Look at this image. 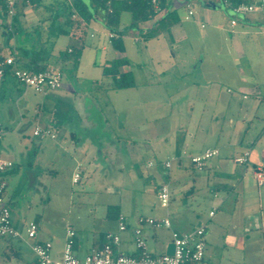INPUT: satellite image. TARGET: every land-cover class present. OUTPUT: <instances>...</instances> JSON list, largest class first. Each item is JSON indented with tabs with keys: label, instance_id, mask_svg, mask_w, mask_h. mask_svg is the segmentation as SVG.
I'll use <instances>...</instances> for the list:
<instances>
[{
	"label": "rangeland",
	"instance_id": "1",
	"mask_svg": "<svg viewBox=\"0 0 264 264\" xmlns=\"http://www.w3.org/2000/svg\"><path fill=\"white\" fill-rule=\"evenodd\" d=\"M59 1L61 5L56 10L63 15L67 0ZM181 1L177 5L181 8L180 28L185 32L184 38L166 31L145 40L140 30L122 29L127 51L125 57L131 62L132 71L135 63L141 65V71H134L140 85L133 90L114 91L110 80L94 84L76 78L66 69L60 70L62 87L47 91L48 95L25 88L11 78L3 88L0 87V124L4 131L0 155L14 164L2 174L7 185L4 198L11 221L20 230H24L29 222H38L41 235L52 240L54 252L62 243L52 237L61 239L68 225L81 227L83 234L90 235L92 228L98 227V219L109 211L108 206L135 207L144 215L148 213L143 211L160 212L162 208L156 191L163 184L170 189L168 210L173 212L172 205L176 203L183 207L179 195L184 191L183 187L189 181L216 172V161L233 165L237 172L244 173L247 169L252 180L251 165L235 164L234 159L254 149L261 156L264 104L261 97L253 95L243 99L236 86L240 81L249 87V84L260 86L264 82V36L241 35L239 40L243 51L240 53L233 44L230 13L221 10L220 0H216V7H208L221 15L219 36L210 35L211 23L201 19L199 1L191 3L194 16L188 20L187 9ZM89 11L94 13V9ZM49 13L43 12V17ZM127 17L123 16L122 22L125 23ZM3 32L0 27V37ZM22 32L19 29L18 38L24 35ZM36 33L30 29L28 36L33 37ZM92 34L94 38H90ZM98 37V33L90 30L86 34L82 56L85 66H91L95 60L99 64L105 55L108 59L116 55L111 47L107 54L101 47L92 46ZM60 38L68 40L64 36ZM54 60L50 59L51 66H57ZM18 91H23L27 106L20 100ZM59 93L67 98L54 101L52 95ZM73 97L80 100L79 106L88 111L94 124L93 132L86 134V149H82L85 141L78 147L69 136L64 138L65 134L59 128L53 129L55 141L34 137L36 124L44 128L53 116L49 106L58 105L62 113L59 117L63 121L67 117L63 111L73 108ZM41 105L43 109L39 112ZM99 142L107 149L110 163L107 167L98 158ZM211 148L218 149L219 155L209 160L207 169L196 171L190 157ZM167 162H172L170 169L164 168ZM180 162L187 166H180ZM77 167L81 178L75 184L73 172ZM177 175H182L183 181L181 178L177 181ZM252 185L256 191L251 199L234 198L233 246L220 244L214 248L215 261L209 264H248L246 248L242 250L237 246V239L247 236L245 228H250L246 221L248 214L262 216L264 221V210L262 214L260 209V206L264 208L263 196H258L256 183L252 182ZM208 190H212V186ZM240 192L236 191V194ZM192 198L193 212L183 213L184 226L190 229L204 226L209 233L212 198L205 199L202 195ZM246 200L252 202L251 206H246ZM247 209H250L249 213ZM220 218L226 220L222 213L214 220ZM225 224L228 230L229 223ZM216 231L214 229L213 239L221 241L222 234ZM258 235L264 236V227ZM17 241L0 238V264H26V258L33 259L23 242ZM12 245L28 256H22L15 263L8 262L18 258L10 249ZM258 250L261 253L251 264H264V241Z\"/></svg>",
	"mask_w": 264,
	"mask_h": 264
},
{
	"label": "crops",
	"instance_id": "2",
	"mask_svg": "<svg viewBox=\"0 0 264 264\" xmlns=\"http://www.w3.org/2000/svg\"><path fill=\"white\" fill-rule=\"evenodd\" d=\"M195 1H199V6H201L200 9L201 19H207L211 23L209 24V27H211L210 35L219 36L221 31V25H220L221 15H219L218 13L219 11L213 12L211 11L210 8L208 9V7L211 8L216 7L218 2L216 0H184L185 4L188 3L189 5H191V3ZM220 1L222 2L221 10L230 13V20L232 19V17H236L232 13V11L224 5L223 1L222 0ZM261 1L262 0H251L249 4H257ZM76 3L80 4L82 7L88 10L90 15L92 16L90 20H85L81 17L77 9ZM86 3L84 0H67V4L65 5L66 12L63 15H59V12L56 10L60 8L61 5V1L59 0H40L36 4L31 3L29 0H21L16 5L15 14L13 17H9L3 5L0 4V27L4 29L3 35L2 37H0V59L13 56L15 58L16 65L19 68H23V69H28L33 62H35L37 66L45 68L46 70L66 69L69 70L72 74H75L76 78L87 79L94 84H99V83L104 84L105 79L111 81L110 77H106L103 75V69L109 68L111 62L113 61H121L122 66L119 68V72L131 73V75L134 78L135 86L132 88L121 89V90H114L113 88L112 89L114 91H119V92L133 90L134 88L140 85L138 84L137 76L134 73V71L136 70L138 72L141 71L139 69L141 65L140 63H135L134 64L135 70L132 71L133 68H131L132 66L131 62L129 59L125 57L127 51L125 46L126 45L125 39L123 38L124 32L122 31V29L124 30L128 29L131 32L140 30L142 31V35H144L145 33H147L149 29H152L155 23V19L141 23L138 27V30L133 31L132 29L128 28L130 23L129 14L123 13L121 15L120 25L116 28V31L111 32V30L105 26V23L102 19V14L97 12L93 1L86 0ZM172 8L178 10V15L180 17V20L177 24L172 26L168 32L171 35L177 34L180 35L182 38H184L185 32L180 28L182 18L179 9L181 8L176 3H173ZM90 9L91 10L94 9V13L90 12L89 11ZM45 11L50 13L48 15L46 14L43 17V12ZM125 15L128 16L127 17L128 20H126L124 23L122 22V20H123V16ZM236 18H237L236 26L232 27L230 25L231 34L233 35V44L236 45L235 47L237 48L238 52L242 53L243 50L240 44L239 37L241 35H246L247 37H250L252 35L254 36V34L264 36V18L257 14L250 15L247 17H236ZM15 24L16 27H14ZM40 26H42V28H40ZM38 28L40 29L37 30ZM143 28H146L144 29L145 31H143ZM19 29L23 31L22 33L24 35L18 38L17 32L19 31ZM30 29H33L34 31L37 32L35 35H33V37L28 36ZM89 30L98 33L99 36L98 41L93 42L92 46L101 47L102 51L105 53H107L109 47H111L116 53L117 57L115 55L111 59H108L107 58L108 55L107 56L105 55L103 56L99 64L95 60L91 66L83 65L82 56L85 52V38ZM110 33L119 35V39L109 40L108 36ZM60 36L67 37L68 40L62 39L60 38ZM90 38H94L93 34L90 35ZM114 40H118L120 42V47L122 49L121 51L113 47L112 41ZM262 42L264 44V39ZM70 50L73 52L78 50L80 51L78 66L74 71H73L71 58L61 56L62 52H66L69 54L72 53L69 52ZM40 52H42V54L40 56H37V54H39ZM51 58L55 59L54 64L57 66H51L49 64ZM262 58L264 59V56ZM10 78L12 79L11 76H8L6 80L0 79V87L3 88L5 84H7L8 80H10ZM249 85L250 87L248 86V84H244V82L240 81V84L236 86V89L238 93L241 94L243 99L244 97L253 95L258 98L261 97L262 102L264 104V82H262L260 86L253 83ZM228 92H230V90H228ZM19 93H20L19 96L20 100H23V103L27 106L28 102L24 100V96L22 94L23 91ZM44 94L48 95L47 92H44ZM52 96L54 98L53 99L54 101L57 100L60 101L61 99L67 98V95L60 93L53 94ZM77 99H78L77 97L72 98V102H71L72 103L71 107H73L72 109L69 110L68 108L65 111H63V114L64 115L66 114L67 116L63 121L62 118L59 117L60 115H62V113L58 109V105L56 103L55 104L53 103L52 106H49L53 110L52 112L53 116H51L49 120V124L46 127L50 128L52 132L54 131L53 130L54 128L55 129L59 128L60 131L63 130L65 134L64 138H66V136H69L71 141L74 142L76 146L78 145V147L81 146L82 141H85L83 142L84 144L82 145V149L85 150L87 147L86 134L88 133L91 134V132H93L94 124L90 120V114L87 113L88 111L85 108L79 106L80 100ZM42 109L43 108L41 105L39 112H41ZM82 109L83 111H81ZM38 118H40V116ZM37 126L40 127V124L37 123L35 128ZM54 135L56 137V134ZM84 135L85 137L82 138ZM49 139L54 141L56 140V138L55 139L49 138ZM262 142L263 143H262L261 156H259L257 149H254L249 152H244V154L249 153L248 162L244 165L246 167L248 166L247 165L248 163L251 165L252 167L251 176L253 181L249 178L247 174V169L245 170L244 173L237 172V170L233 168V165L230 166L225 162L220 163V161H216L215 162L216 172H213L212 174L208 173L205 176L199 177L197 180L196 179L192 180V182L189 181L188 182L189 184H187L186 187H183L184 191L181 194L179 193L183 207H181L179 203L176 204L172 203L173 204L172 206L175 209L173 212L172 210H168L160 206V208H162L160 212L159 211L154 212L153 210L143 211L145 213H148V215H144V214H139L138 210H136L135 207H133L132 209L131 208L126 209L121 207L112 210L110 214L108 212L103 214L98 219V227L92 228L90 235L83 234L81 231V227L72 228V226L70 225L66 226V231L68 229H71L76 233V237L74 239L75 254L78 255L79 257H84L85 255L100 249L104 243L105 235L107 233H114V234H119L121 238L119 245L116 247L117 251L127 255H135L136 248L134 244L133 230L137 227V219L141 216L154 217V218H169L172 223V229L179 232H187L193 230L184 226L185 218L183 216V213L193 212L192 211L193 204L190 202L191 201L190 199L194 196L202 195L203 198L205 199L212 198L211 205L209 208V213L212 210H216V212L213 217L209 216V220L211 221V230L208 233V229L206 228L205 257L203 261L200 263H204V262H207L208 264L212 263L213 261H215L214 252H213L214 248L219 247L220 244L221 246H227V245L233 246V205H235L234 198L238 196L239 197L242 196L241 198H243V200L247 198L251 199L252 193L256 191L252 185L253 182V184L256 183L257 185L258 196L260 197L262 195L264 201V132L262 134ZM98 147H99L97 151L98 158L102 160V164L104 165V167H107L110 163L108 164V160H107L108 153L106 146H103L99 142ZM88 153L89 152L85 154V158L88 157ZM242 156L235 157L234 163L237 164L235 160ZM180 166L186 167L187 165H184L183 162H180ZM207 168L208 165L206 166L205 169ZM258 171L262 172L263 175L262 185H259L257 182L256 174ZM78 172H79V168L77 167L74 169L73 176ZM95 173H97V171H95L94 174ZM0 178L3 179L2 174H0ZM176 178L177 181H179L180 178L181 179L183 178V176L177 175ZM184 182H186V180ZM209 186H212V190H208ZM159 188L160 186L157 188L156 191L157 199H158ZM261 188H263L262 191H260ZM236 191H241L240 192L241 194H236ZM246 202H245L246 206L248 207L251 206L252 202L247 200ZM111 206H108V208ZM260 209L262 210V214H263L264 208L260 206ZM247 211L249 213L250 209H247ZM221 213L223 214V216H225L226 220L223 221L221 218L219 220L218 219L214 220L216 219L218 214ZM121 218L124 219V222L127 225V230L125 232L119 233V223L121 221ZM246 221H248L250 228H245V233L247 234L245 239L243 238H239V240L237 239L238 242L237 246H240L242 250L243 248H246L244 250H246V259L248 260L247 263L251 264L254 262V260L256 261L258 254L261 253V250H258V247L260 246V244L261 245L263 244L264 239H262L261 237L264 236L258 235V232H260L264 227V221L262 216L258 217L257 215L254 214H248L246 216ZM227 222L229 223L228 230H226L225 228L226 227L225 225H227L225 223ZM34 223H36L39 226V239L49 240L52 242V240H50L49 237H44L41 235L40 224L38 222H34ZM214 229H217L218 231L216 232L218 233L219 231L221 232L222 234L221 241L218 239H213ZM66 231L61 239H56L55 236L52 237L54 240L60 241L62 243L61 248H59L58 250L55 249L54 252V244L52 242L53 254L55 257L60 256L64 248L67 239ZM251 232L254 233L252 234ZM143 235L145 240L147 241L148 249L155 255H162L166 253L167 247L171 244L170 230H166V229L153 230L150 228H145L143 230ZM17 242H23V244L32 253L30 247L31 244L30 241L18 240ZM8 247L9 246H7L6 248ZM10 249L14 251L15 254L18 255L17 259H12L11 261H8L10 263L17 262V260L22 258V256L24 257L28 256L26 253H24V251H21L19 248L13 247V245L12 248ZM34 263H35L34 255L32 260L26 258V264H34Z\"/></svg>",
	"mask_w": 264,
	"mask_h": 264
},
{
	"label": "built area",
	"instance_id": "3",
	"mask_svg": "<svg viewBox=\"0 0 264 264\" xmlns=\"http://www.w3.org/2000/svg\"><path fill=\"white\" fill-rule=\"evenodd\" d=\"M21 0H0V4L6 8L9 17L15 14L17 3ZM115 0H109L108 5ZM151 6L156 13H160V0H149ZM179 0H176V4ZM224 5L228 7L236 17H247L250 15H260L264 18V0L257 4H241L232 6L227 0H222ZM187 8L186 19L193 17L194 13L190 9L188 3L181 1ZM232 17L230 25L236 26L237 18ZM204 28V25H202ZM109 40L118 39V35L109 34ZM69 52H72L71 50ZM7 75L13 77L18 83L25 88H31L35 92L44 93L47 91H55L62 87L63 75L61 71L49 69L43 72H34L27 69L19 68L16 65L13 56L0 59V79H4ZM247 97H244L246 99ZM37 138L55 139V135L48 127L42 128L37 126L33 132ZM4 136L3 128L0 124V141ZM219 150L216 148L206 149L201 154L190 157L191 164L197 171H203L209 160L217 157ZM249 153H245L242 157L235 160L237 164L244 165L248 162ZM152 166V163L149 164ZM12 161L2 158L0 155V174L13 168ZM165 169L172 167V162L164 165ZM259 185L263 184L262 172L256 174ZM80 174L73 176V183H79ZM5 181L0 178V238L30 241V247L35 257L34 264H197L203 261L206 251V227L199 226L187 232H179L172 229V223L169 218L139 217L137 219V227L133 230L134 244L136 248L135 255H127L118 252L116 247L119 245L121 238L119 234L107 233L102 247L93 251L84 257H79L74 251V239L76 233L68 229L66 231V242L60 256L55 257L53 254V244L49 240L39 239V226L30 222L24 230L15 227L11 221L10 211L5 202L4 193L6 189ZM158 200L162 208L168 209L170 206V189L169 186L163 184L159 188ZM216 210L209 213L210 217L215 215ZM150 228L153 230H170L171 243L174 245L172 255L166 253L155 255L149 249L147 241L144 238L143 230ZM127 225L121 218L119 223V233L125 232Z\"/></svg>",
	"mask_w": 264,
	"mask_h": 264
},
{
	"label": "trees",
	"instance_id": "4",
	"mask_svg": "<svg viewBox=\"0 0 264 264\" xmlns=\"http://www.w3.org/2000/svg\"><path fill=\"white\" fill-rule=\"evenodd\" d=\"M31 3L36 4L40 0H29ZM97 12L102 14V19L105 23V26L111 30V32L116 31V28L120 25L121 15L123 13H128L130 16L129 27L133 31L138 30V27L141 23L148 22L155 19L154 26L152 29H149L147 33L142 35L146 40L153 37L155 34L163 31H169L172 26L177 24L180 20L178 15V10L173 9V3H176V0H160V13H156L153 7L150 4L149 0H115L112 1L109 5V0H92ZM232 6H238L241 4H249L251 0H227ZM77 9L81 17L85 20H90L91 15L87 9L82 7L80 4L76 3ZM6 10V8L4 7ZM119 36V35H118ZM119 39V37H118ZM112 45L117 50H122L120 47V42L118 40L112 41ZM42 52L37 54L40 56ZM62 57H68L72 60L73 71L76 70L80 58V51H72V53H61ZM122 66L121 61L111 62L109 68L103 69V75L110 77L112 81V88L114 90L128 89L135 86L134 78L131 73H120L119 68ZM34 72H43L46 69L39 67L35 62L30 65L27 69ZM60 71V70H59ZM9 75H7L4 80ZM12 79H14L12 77ZM15 80V79H14ZM16 81V80H15ZM118 206L109 207L108 213L110 214L112 210L118 209Z\"/></svg>",
	"mask_w": 264,
	"mask_h": 264
},
{
	"label": "water",
	"instance_id": "5",
	"mask_svg": "<svg viewBox=\"0 0 264 264\" xmlns=\"http://www.w3.org/2000/svg\"><path fill=\"white\" fill-rule=\"evenodd\" d=\"M173 252H174V245L171 243V244L167 247L166 254H167V255H172Z\"/></svg>",
	"mask_w": 264,
	"mask_h": 264
}]
</instances>
